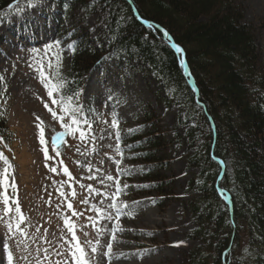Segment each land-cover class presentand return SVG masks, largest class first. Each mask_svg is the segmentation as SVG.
Returning a JSON list of instances; mask_svg holds the SVG:
<instances>
[{"label":"rangeland","instance_id":"obj_1","mask_svg":"<svg viewBox=\"0 0 264 264\" xmlns=\"http://www.w3.org/2000/svg\"><path fill=\"white\" fill-rule=\"evenodd\" d=\"M236 1L242 8L245 22L259 28L256 38L264 73V0ZM49 5L50 1L38 3L33 0L26 10L8 14L6 21L0 22L3 39L2 45L0 43V81L5 84L3 96L12 103L13 112L8 131L14 140L7 153L18 174L17 182L21 185L19 197L27 225L33 230L24 243L20 241L22 239L9 236L13 213L10 220L0 219V264H5L4 252L14 253H11V264H63L66 248L72 244L65 220L74 225L73 232H77L76 223L81 225L79 219H74L75 210L68 208L71 204L69 199L73 198L77 200L74 204L77 213L84 210L95 213L98 221L93 232L96 251L90 248L89 264H188L189 252L198 244L190 240L189 233L194 225L187 211H182V203L187 199H180L192 173L186 170L185 158H181L185 147L173 149L166 145L165 152L156 156L166 161V165L164 170L155 168L152 175L164 181L170 180L169 188L173 189H167L168 196L162 205L152 202L156 194L145 186L148 180L144 172L147 168L136 160L132 161L123 145L117 152L113 149L115 133L118 137L130 130L139 131L142 114L148 112L153 117L152 123L159 126V132L165 133V141L176 140L174 134L169 133L175 126V110H167L160 102L155 82L149 77L127 74L115 60L99 68L101 75L94 71L87 75L83 79V98L96 111L92 116V138L84 137V143L75 142L71 148H55L74 165L73 180L66 182L63 171L53 162L55 151L50 148L51 140L55 138L59 144L60 134H68L50 116L51 107L55 110L61 107L60 102L56 106L53 103L58 96L51 84L53 65L59 62L55 54L64 58L69 56V51L55 35L56 22H47V32L42 27L43 20L32 22L33 15L50 10ZM50 13H55V9ZM79 18L81 15L73 18L68 27L79 28L82 25L96 31L95 15L80 20L82 23L78 22ZM24 21L28 28L34 24L40 36L35 35L33 29L29 30L30 34L24 33L27 32L21 28ZM26 36L30 42L25 40ZM59 63L64 65L66 59L64 64ZM38 69L51 79H42ZM49 91L52 96L48 95ZM110 95L114 99L108 101ZM112 116L116 119L115 126L110 122ZM145 131L149 129L142 132ZM182 133L179 129L177 135ZM42 139L44 143H41ZM115 160L121 162V167L115 165ZM184 171L187 176H181ZM0 217H4L1 203ZM83 232L84 229L79 228L84 238ZM83 243L86 245L85 241ZM248 246L249 241L244 238L240 252H234V256L240 258L241 255L246 264H253L256 262L253 260L255 254L246 251ZM68 264H75L70 254Z\"/></svg>","mask_w":264,"mask_h":264},{"label":"trees","instance_id":"obj_2","mask_svg":"<svg viewBox=\"0 0 264 264\" xmlns=\"http://www.w3.org/2000/svg\"><path fill=\"white\" fill-rule=\"evenodd\" d=\"M18 1L0 0V18L7 6ZM56 2L64 11V19L73 20L80 14L98 16L95 36H90L93 31L88 28H80L77 36L72 30V58L64 73L67 92L72 93L71 82L77 85L81 76L104 57L128 63L133 72L150 76L165 93L173 89L174 104L188 111L185 120L197 122L194 128L190 122L181 123L187 127L184 136L188 148L197 147L189 166L200 167V180L206 182L204 166L210 161L204 153L212 145L210 125L202 108L194 103L162 31L184 50L199 100L216 125V153L230 160L232 182L227 186L232 184L229 189L238 224L234 244L239 245L246 236L252 249H259L253 264H264V73L256 38L259 28L245 22L236 0ZM163 141L162 134L132 138L134 149L147 146L143 153L147 163L154 162L153 154ZM189 186V195L196 198L189 203L196 213L198 229L194 235L205 251L225 249L232 228L224 208L207 185L199 186L194 180ZM198 250L190 254L188 264H205V251L200 254ZM232 264L245 263L236 259Z\"/></svg>","mask_w":264,"mask_h":264},{"label":"snow or ice","instance_id":"obj_3","mask_svg":"<svg viewBox=\"0 0 264 264\" xmlns=\"http://www.w3.org/2000/svg\"><path fill=\"white\" fill-rule=\"evenodd\" d=\"M48 47L51 48V45H49ZM68 48L70 50L73 49V44H69ZM33 51H35V50H33ZM181 51H182V49L180 47H176V52L179 53ZM105 59H110V57H105ZM49 67H51V65H49ZM38 71L40 72V76H41L42 79H51V76L45 77V74H44L42 69H38ZM48 95L52 96L53 93L51 91H49ZM80 95H81V93L76 92L72 99H75L78 102ZM108 99L109 100H113L114 97H112L110 95L108 97ZM53 103H58V102L56 100H53ZM60 103H63V102L61 101ZM45 107H47V105H45ZM83 110H84L83 108H74L72 110V112H73V114H76V113L81 112ZM89 111L91 112V111H94V110L93 109H89ZM55 116H56V113L53 112V117H55ZM61 119L63 120V117H61ZM72 123L73 124H78L79 121L76 120V119H73ZM85 123L88 124L89 122L85 121ZM113 126H115V121H113ZM41 143H44L43 139L41 140ZM109 179H111V177ZM7 180H9V176L7 174V169H5L4 173L2 175H0V188L4 189V191L0 192V199H2L3 207H4V217H0V219L7 218L8 220H10V219H12L10 214L13 212L12 207L9 206L10 205V201H11V204L16 205V200H15V198H11L7 194L6 189L9 186H11L13 189H15V184H14V182L10 183V184L2 183L3 181H7ZM68 208L71 209L72 205L69 204ZM14 211L17 214L20 213V207L18 205L15 206ZM119 211H120V209H117V212H119ZM73 215H75V213H73ZM18 219H19L20 222L24 221V217L23 216H19ZM65 224L67 225L68 233H71L70 240L71 241H76L77 240V236H76L75 232H73L74 225L71 222H69L68 220H65ZM9 227H11V224H9ZM17 228H19V224H17ZM73 248L75 249L74 251H73ZM92 251L95 252L96 249L93 248ZM69 254H70V259L72 261H75V264H89V258L87 256V253L84 250V248H82L80 246L79 243L74 244V245L73 244H69L68 245V247L66 248L63 264H68V262H69ZM24 259L26 260L27 257H24ZM11 260H12V256L9 255L10 264H11Z\"/></svg>","mask_w":264,"mask_h":264}]
</instances>
